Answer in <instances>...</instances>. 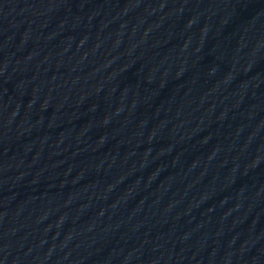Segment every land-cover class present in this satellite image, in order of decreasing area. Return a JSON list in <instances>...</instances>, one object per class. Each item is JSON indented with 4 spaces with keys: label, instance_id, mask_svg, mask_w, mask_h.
I'll return each instance as SVG.
<instances>
[{
    "label": "water",
    "instance_id": "95a60500",
    "mask_svg": "<svg viewBox=\"0 0 264 264\" xmlns=\"http://www.w3.org/2000/svg\"><path fill=\"white\" fill-rule=\"evenodd\" d=\"M0 264H264V0H0Z\"/></svg>",
    "mask_w": 264,
    "mask_h": 264
}]
</instances>
